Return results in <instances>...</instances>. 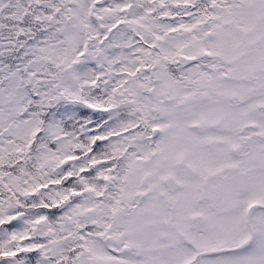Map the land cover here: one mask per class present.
<instances>
[{
    "label": "snow or ice",
    "instance_id": "6c2138e0",
    "mask_svg": "<svg viewBox=\"0 0 264 264\" xmlns=\"http://www.w3.org/2000/svg\"><path fill=\"white\" fill-rule=\"evenodd\" d=\"M0 264H264V0H0Z\"/></svg>",
    "mask_w": 264,
    "mask_h": 264
}]
</instances>
